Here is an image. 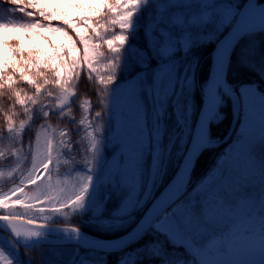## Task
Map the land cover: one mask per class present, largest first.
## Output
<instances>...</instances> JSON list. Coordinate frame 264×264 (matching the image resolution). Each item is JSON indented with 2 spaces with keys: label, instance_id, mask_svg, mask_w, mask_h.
Here are the masks:
<instances>
[{
  "label": "snow or ice",
  "instance_id": "6c2138e0",
  "mask_svg": "<svg viewBox=\"0 0 264 264\" xmlns=\"http://www.w3.org/2000/svg\"><path fill=\"white\" fill-rule=\"evenodd\" d=\"M73 8L83 9L84 5L77 0ZM254 12L260 16L259 28L251 26ZM14 13H21L29 21L19 22L13 17L6 22V17ZM149 13L145 45L129 44L125 48L129 40L125 33L131 31L133 40L137 34L133 18L137 17L138 22ZM75 15L77 19L73 22L66 14L48 13L40 0H0V31L28 33L30 40L40 37L52 50L51 55H45L39 49L25 52L24 39L19 35L2 41L5 55L0 57L4 60L0 63V90L6 91L9 98L23 108L25 117L18 126L14 122L15 111L9 110L11 114L4 117L12 145L8 155L18 157L22 152L25 161L22 170H27L26 177L0 195V209L7 213L0 214V221L6 225L9 235L7 242L18 258V246L32 249L42 242L51 243L48 237H58L59 245L70 249L64 264H96L91 258L92 253L102 257L101 264H108L112 255L120 253L123 255L119 256L117 264H142L145 259L157 264H204L200 253L218 238L216 234H208L215 212H227L234 202L230 198L231 188H226L215 194L211 206L202 203V188L216 169L224 168L221 175L226 174L224 157L227 154L221 155L210 173L194 186L191 176L200 154L214 143L212 126L221 118L226 103H233L240 117H244L246 97L254 92L264 108V89L251 84L237 87L229 79L233 54L240 45L253 42L255 37H264V0H97L95 6L77 11ZM60 19L75 32V38L64 27L42 22ZM117 27L119 34L105 38L104 33ZM38 29L62 34L67 44H53L40 36ZM208 45H214L210 54L211 66L207 80L201 84L198 80L200 60L193 52ZM105 46L112 55L101 64L106 59ZM239 62L241 67H249L247 55ZM84 66L89 70V78L95 73L96 83L101 86L98 89L101 110L95 111L94 120H90L91 105L85 100L82 117L77 123L74 118L68 119V112L76 102L71 99L75 93L70 89ZM258 74L264 79V69ZM133 80L137 83L130 90L128 100L134 119L137 123L143 120L147 146L130 145L129 150L135 154L136 171L129 182L118 170L106 172L105 169L113 158H117L121 166L126 163L122 145L112 144L109 139L114 131L111 102L117 89ZM20 81L31 87V95L14 87ZM197 107L198 118L193 129L192 118ZM169 110L177 115L180 127L188 130L190 141L177 172L156 195L166 175V158L170 155V148L164 144V121ZM40 120L44 123L35 130L34 141L29 133L25 147L26 126ZM50 120L74 127L58 130L57 140ZM242 125L243 118L239 120V130ZM80 133L88 140L82 161L86 178L82 183L77 181L73 197L61 200L64 190L59 187L60 180L53 185V176L63 175L59 164L61 157L67 156L74 164L79 163L73 154V141L68 138ZM180 139L183 143L184 137ZM242 139L243 134L237 142ZM109 148L110 160L106 155ZM5 155L0 150V157ZM260 170L264 187V165ZM15 171L10 173L13 183H16ZM242 190L247 203L251 200L246 194L248 187L242 186ZM113 198L119 199V205L109 212L107 205ZM17 205L24 210V215L13 214ZM260 205L258 221H253L259 226V244L253 246L249 254L258 253L259 264H264V191ZM68 208L86 217L85 225L102 231L122 230L133 222L134 226L113 241L92 237L78 227L48 228L46 224H40V230H21V225L34 224L33 218L26 215L29 212L59 214ZM138 213L142 214L137 218ZM141 241L147 242L141 244ZM137 244L140 248L133 247ZM129 248L131 253L127 251ZM217 251L227 255L230 249L221 245ZM0 264H14V261L0 250Z\"/></svg>",
  "mask_w": 264,
  "mask_h": 264
},
{
  "label": "rangeland",
  "instance_id": "374dc122",
  "mask_svg": "<svg viewBox=\"0 0 264 264\" xmlns=\"http://www.w3.org/2000/svg\"><path fill=\"white\" fill-rule=\"evenodd\" d=\"M59 1H62L66 6L77 3V0H40V3L47 7H51L55 2ZM79 3L83 4L84 6H95L97 4V0H79ZM3 39L5 38L3 36V33L0 31V57H3L5 55V46L2 43ZM8 56L10 57V52L8 53ZM201 60L203 62L201 63L202 79L199 80V82L203 84V82H205L208 78L211 63L208 64L209 59H207V55L204 56ZM3 62L4 60L0 59V63ZM136 83V80L129 81L118 88L111 102V117L114 123L118 122V124L117 126L114 125V131H112L109 139L112 144L122 145V151L126 153V163L121 166L119 165L117 158H113L112 160H110V148L108 150V153H106L110 161L108 162L105 171L107 172L109 170H118L122 178L128 180L129 182H131V180L133 179L136 171L135 154L129 150L130 145L139 146L142 144L145 147L147 146V130L143 129V120L141 119L139 123H137V121L134 119L135 114L132 110V106L129 104L128 100L129 92L135 87ZM231 83H233L237 87L246 84H251L259 87L258 83L251 80L250 78L244 79L242 81H231ZM96 109L97 111L100 110L99 107ZM244 113V117H240V113L238 110V114L236 115L237 120L235 128L226 141L218 143L223 138L228 136L229 129L232 125V119L227 129L224 128V126L223 128L220 127L219 129L222 130V132L217 134L216 136H212L214 143H216L217 145L210 146L209 148L205 149L204 152H202L191 176L192 185L194 186L210 173L221 155L227 154L224 157V160L227 161V164L225 166L227 170L226 174L223 176L221 175V173L225 170L224 168L216 169L209 175L207 184L202 188V203H207L211 206L215 194L223 191L226 188H231L230 198L234 202L229 206V210L227 212H215V220L210 225L208 234H216L218 238L213 240L212 243L209 244L208 249L203 250L200 253L201 259L202 261H204V264H249V262L252 261H254L255 264H259L260 261V256L258 253L256 255L249 254L250 249L253 246H258L259 244V226L258 223H253V221H258L259 215L261 213L260 196L261 192L264 191V187H262L260 170V166L264 165V108H262L259 97L256 93L253 92L250 94V96L246 97ZM169 114L171 115V119L169 117ZM197 114L195 116L193 115L192 128L196 120V118L194 117H196ZM73 117L74 116H72V118ZM242 118L243 125L239 130V120ZM172 119L173 121H177V115L169 110V113L167 114L164 121V126L166 127V138L164 140V144L170 148V155H168L166 158V175H164L162 183L159 186L160 190L173 177L182 160L184 150L187 149L190 141V133L188 132V130L182 129L179 124L172 126ZM149 120L151 125V116L149 117ZM225 123L228 124V121L225 120ZM225 123H223V125H225ZM220 134L223 135L221 136ZM241 134H243V139L237 142L239 140V135ZM180 137H184L183 143ZM81 138L82 137L79 138V142H77V144L79 143L82 146V143H80ZM170 141L171 143H169ZM109 146L111 147V144ZM19 155V158H13L14 160L18 159L19 166L22 168L25 162L24 156L23 153H20ZM118 155L119 154H117V157ZM25 171L27 170H23L24 173ZM85 178L86 172L81 170L72 174L68 173L55 178L53 180V185L56 186L57 180L61 181L59 187L64 191L63 195L60 198L61 200H63L68 197H73L75 191L74 186L76 185L77 181L79 180L82 183ZM145 178H147V171H145ZM46 183L47 182H45V184ZM242 186L248 187V192L246 194L251 196V200L247 203L244 202L245 194L242 190ZM41 188H44V185H41ZM159 191L156 192V195L159 193ZM3 193L4 192L0 193V195H2ZM118 205L119 199L113 198L107 205L109 212L116 209ZM56 206L59 205L57 204ZM42 215L44 214H39V216ZM54 215L65 222L72 219L84 222V220L86 219V217L74 213L70 208L63 209L61 213ZM138 217L139 216L137 214V218ZM57 224L71 227L74 226L65 223ZM133 226L134 224L132 225V227ZM86 232L91 233L89 231ZM252 233L256 234L252 235ZM5 234L0 231V237H4L5 239L6 235H8ZM95 235L96 237L100 238H111L99 236L97 234ZM221 245H224L225 247H228L230 249L227 255H220L218 253L217 250L219 247H221ZM95 255H98V253ZM63 256L67 257L66 253ZM57 261L58 259L52 260V264H58Z\"/></svg>",
  "mask_w": 264,
  "mask_h": 264
},
{
  "label": "trees",
  "instance_id": "16d2710c",
  "mask_svg": "<svg viewBox=\"0 0 264 264\" xmlns=\"http://www.w3.org/2000/svg\"><path fill=\"white\" fill-rule=\"evenodd\" d=\"M74 4L66 6L62 1H59V2H55L51 7H47L43 4L41 5L44 6L45 10L48 13L66 14V16L70 18L73 22H75L77 19L75 15L77 11H84L89 6H94V5H87V6H84L83 9H74L73 8ZM5 6L7 7V5ZM148 15H150V13L141 17L138 20V22H137V17L140 16L139 13H137V17L133 18L134 23L136 24L137 34H136L135 40H133L131 31L125 33L129 35V40L125 44V48H127L129 44H135L136 46H139V47H143L145 45L146 43L145 27L148 23ZM13 17L19 22L29 21V18L24 17L21 13H14V14H11L10 17H6V22H7V19L13 18ZM42 22L46 24L51 23L53 27H64L68 31L69 35H72L75 38V32L71 28H68V26L64 24L62 19L53 20L51 22L49 21H42ZM37 31L40 33V36L46 37L48 40H51L53 44L55 45L67 44L66 37H64L60 33L53 34L45 29H38ZM119 31L120 30L118 27L115 29H111L107 33H104L105 38L110 39L112 35L119 34ZM1 32L3 33L4 38H8V39H12L13 37L17 35L22 36V38L24 39L25 52H27L30 49H39L45 55H51L52 50L48 47L45 41L40 39V37H33L30 40L28 39V36H29L28 33H10V32L6 33L3 31ZM213 47L214 45H208L205 48H199V49L194 50L193 52V55L198 57L200 60V66L198 69V80L202 79V70H201L202 64L201 63L203 62L201 59H203V57L207 55V59H209L208 64H210V60H211L210 54H211ZM104 54H105L106 59L102 60L101 64L105 63L106 60L108 58H111V55H112L111 53L108 52L106 46L104 48ZM11 55L12 54L10 52V57ZM245 55H247L250 60V64L248 68L241 67L240 62H239L240 59L244 57ZM262 69H264V37L258 36V37H255L253 42L251 43L247 41L242 43L240 47L237 49V51L233 54V62H232V67H231L230 74H229V79L230 81L234 82V81H239V80L242 81L244 79L250 78L251 80L256 81L260 88L264 89V79H261V76L258 74L262 71ZM101 74H105V73L101 72ZM119 75L120 74L118 71L117 72L118 80H119ZM72 84H73V87L70 90L74 92L75 95L71 99L75 100L76 102L75 104H72L71 111L68 112V119L74 118L77 122H79L83 114V107H82L83 102L87 100L89 101L91 105V110L88 114L89 119L94 120V112L97 111L96 108L99 107L101 110V105L99 104L101 93L98 91V89L101 86L96 83V74L91 73V78H89V70L87 69L86 66H84L79 72L78 78H74V80L72 81ZM14 87L18 88L19 90H22L28 95L32 94L31 87L24 81L18 82L16 85H14ZM0 92H2V94H0V150H3L6 153L4 157H0V193H2V192L8 191L11 188L15 187L16 184L19 183L20 179L27 176V171H25L24 173L22 168L19 166L18 159L14 160L13 157L8 155V150L10 147H12V145L9 140V134L7 133V125H6L5 118H4L6 114H11V111L9 110L15 111L17 115L14 117V122L18 126L20 121L22 119H25V117L22 115L23 108L20 105H16L14 102V99L9 98L6 91L0 90ZM196 99H197L196 100L197 105H199L198 95ZM198 109L199 108L197 107V112H198ZM221 111H222L221 118L216 123H214L212 126V130H211L212 136H216L217 134L222 132V130L219 129L220 127L223 128L224 126V128L227 129L232 119L231 102L226 103ZM196 114H194V116ZM72 116L74 117L72 118ZM169 117L171 119L170 114H169ZM225 120L228 121V124L225 123ZM42 123H44L43 120L37 121L35 124H33L32 122H29V124L26 126L25 134L23 136V139L25 140V147L27 146V140H28L29 133L31 135L32 140L34 141L35 130L39 129V126ZM49 123L51 124L52 129L56 131L57 140H59L58 130L65 129L66 127H74V126H67L65 124H57L56 121L54 120H50ZM223 123H225V125H223ZM174 125H178V121L174 120L172 126ZM30 130L32 131L30 132ZM220 135L222 136L223 134H220ZM80 137H82L80 141V143L82 142V146L79 143L77 144V142H79ZM83 137H84L83 133H80V134L73 135L72 137L68 138L73 141V144H72L73 154L75 155L76 161H78L79 163L74 164L70 157H67V156L61 157L59 164H60V169L63 172V175L68 174V173L72 174L74 172L81 171V170L86 172V168L84 164L82 163V161L84 158L83 149L84 147L87 146L88 140L85 139V137L84 138ZM13 151H15V149H13ZM19 157L20 155H18V158ZM65 161H67V163H65ZM14 169L16 170L15 177H14L16 180V183L12 182L13 177L10 176V173H13ZM55 178H58V177L54 175L53 180ZM159 190L160 188L157 191ZM26 191H28V189H26ZM0 214H7V213H5L3 209H0ZM13 214L24 215L25 213H24V210L20 208L19 205H17L15 209L13 210ZM39 214L40 213L33 211V212L27 213L26 215L33 218V220L36 222L51 223V224H57V223L70 224V225L80 227L86 231L95 233L103 237H113V236L120 235L121 233L130 229L132 225L134 224L133 222V224H129L126 228L122 230L102 231L93 226L85 225L84 222H81L75 219L65 222L62 219H59L57 216L54 215V213H51V212H45L43 213L44 215L42 216H39ZM139 215H141V213H138V216ZM3 234L5 233L3 232ZM7 239H9L8 235H6L5 240L0 239V250H3L5 254L14 261V264H20L21 261H22V264H52V260H56V259H58L57 261L58 264H64L66 257H64L63 255L65 253L67 255V253L70 251V249L61 247L60 245H51V244H39L35 248H32V249H25L24 247L18 246L17 252L19 253V257L17 258V254L15 250L7 242ZM148 239H151V238L149 237ZM146 242L147 241H141V244L146 243ZM133 247L140 248V245L139 244L133 245ZM127 251L131 253L132 249L129 248ZM95 254L97 253H92L91 258L96 262V264H101L102 257L99 254H98L99 256ZM120 255H123V253H120L119 255H115V254L112 255L108 259V264H117V260ZM142 264H157V262L145 259L142 261Z\"/></svg>",
  "mask_w": 264,
  "mask_h": 264
},
{
  "label": "water",
  "instance_id": "95a60500",
  "mask_svg": "<svg viewBox=\"0 0 264 264\" xmlns=\"http://www.w3.org/2000/svg\"><path fill=\"white\" fill-rule=\"evenodd\" d=\"M251 26L252 27H254V28H259V26L260 25H256V24H254V23H251ZM210 63H211V60H210ZM210 66H211V64H210ZM232 104V106H233V109H232V114H233V116H232V125H231V128L229 129V134H228V136L227 137H225V138H223L220 142H218V143H221V142H224V141H226L228 138H229V136L232 134V132H233V130H234V128H235V125H236V118H237V116H236V110H235V107H234V105H233V103H231ZM197 118H198V115H197ZM197 118H196V120H197ZM195 124H196V121H195ZM195 124H194V127H193V129L195 128ZM217 144L216 143H213L212 145H210V146H216ZM188 146H189V144H188ZM187 146V147H188ZM209 146V147H210ZM182 161V160H181ZM181 163V162H180ZM180 165V164H179ZM179 167V166H178ZM177 170H178V168H177ZM177 170H176V172H177ZM175 172V173H176ZM175 173H174V175H175ZM173 175V176H174ZM172 179V178H171ZM171 179L167 182V183H169L170 181H171ZM166 183V184H167ZM165 184V185H166ZM164 185V186H165ZM164 186H163V188H164ZM163 188L160 190V191H163ZM159 191V192H160ZM157 195H159V193L157 194ZM37 223H40V222H37ZM44 224H46V225H48V226H50V225H58V224H51V223H44ZM61 226H64V225H61ZM67 227H71V226H67ZM73 227H75V226H73ZM72 228V227H71ZM0 230H2L3 232H5V233H7L8 234V232L6 231V225H4L3 224V222L2 221H0ZM124 234V233H123ZM123 234H121V235H123ZM121 235H119V236H121ZM119 236H116V237H111V238H100V237H96V238H99L100 240H103V241H113V240H115L117 237H119ZM35 239V238H34ZM48 239H50L51 240V243H46V244H59L58 243V240H59V238L58 237H55V236H51V237H48ZM90 243H92L93 241H89ZM42 243H44V242H42Z\"/></svg>",
  "mask_w": 264,
  "mask_h": 264
},
{
  "label": "bare ground",
  "instance_id": "6f19581e",
  "mask_svg": "<svg viewBox=\"0 0 264 264\" xmlns=\"http://www.w3.org/2000/svg\"><path fill=\"white\" fill-rule=\"evenodd\" d=\"M251 23H254V24H256V25H260V23H261V20H260V16H259V13L258 12H254L253 13V16H252V20H251ZM234 107H235V110H236V115H237V113H238V110H237V108H236V106L234 105ZM204 152V151H203ZM202 154V153H201ZM201 154H200V156H201ZM200 156H199V158H200ZM198 158V159H199ZM40 224H44V223H42V222H40V223H37L36 221H34V224L32 225V226H26V225H21L20 227H21V230H23V231H35V230H40L39 228H38V226L40 225ZM48 226V225H47ZM71 228V227H67V226H61V225H50V226H48V228ZM80 230L81 231H84L85 233H87V234H89V235H91L92 237H95L96 235L95 234H91V233H88V232H86L85 230H83V229H81L80 228ZM113 238V237H112ZM46 244V243H45Z\"/></svg>",
  "mask_w": 264,
  "mask_h": 264
},
{
  "label": "flooded vegetation",
  "instance_id": "af4514ba",
  "mask_svg": "<svg viewBox=\"0 0 264 264\" xmlns=\"http://www.w3.org/2000/svg\"><path fill=\"white\" fill-rule=\"evenodd\" d=\"M118 117V116H117Z\"/></svg>",
  "mask_w": 264,
  "mask_h": 264
}]
</instances>
